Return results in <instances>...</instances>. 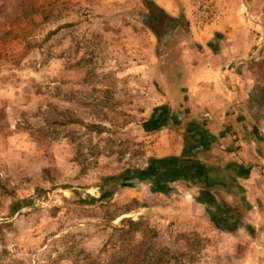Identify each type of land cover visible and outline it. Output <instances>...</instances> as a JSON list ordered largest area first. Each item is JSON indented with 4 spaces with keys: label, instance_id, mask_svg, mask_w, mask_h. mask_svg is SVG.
<instances>
[{
    "label": "rangeland",
    "instance_id": "obj_1",
    "mask_svg": "<svg viewBox=\"0 0 264 264\" xmlns=\"http://www.w3.org/2000/svg\"><path fill=\"white\" fill-rule=\"evenodd\" d=\"M128 1L110 24L76 27L71 19L88 17L89 0H0V264H253L260 256L251 226L186 236L154 216L169 203L135 179L153 138L132 100L149 94L154 41L134 21L142 1ZM135 35L139 44L128 40ZM263 55L264 44L246 64L250 90L264 92ZM260 97L243 104L256 124ZM112 229L121 232L103 260Z\"/></svg>",
    "mask_w": 264,
    "mask_h": 264
},
{
    "label": "crops",
    "instance_id": "obj_2",
    "mask_svg": "<svg viewBox=\"0 0 264 264\" xmlns=\"http://www.w3.org/2000/svg\"><path fill=\"white\" fill-rule=\"evenodd\" d=\"M108 1L99 6L89 0L88 17L77 15L71 25L110 24L130 2L111 3L112 15L104 12ZM152 1L173 19L174 29L163 40L134 18L154 41L149 94L132 98L142 111L141 131L153 138L150 163L136 169L135 179L151 197L169 203L154 216L172 219L186 236L236 235L251 226L262 241L253 264H264V118L256 124L243 107L250 91L246 64L264 44V2L255 8L254 0H216L220 18L196 27L190 0ZM212 217L231 220L230 229Z\"/></svg>",
    "mask_w": 264,
    "mask_h": 264
},
{
    "label": "trees",
    "instance_id": "obj_3",
    "mask_svg": "<svg viewBox=\"0 0 264 264\" xmlns=\"http://www.w3.org/2000/svg\"><path fill=\"white\" fill-rule=\"evenodd\" d=\"M143 3V6L145 8V12H141L139 13V19L141 20V22L144 24V26L150 31L153 32L155 34L160 35L161 39L165 40V35L166 34H171L173 33V29L174 26L172 24V18L168 15H166L164 13V11L158 7L152 0H141ZM182 28V27H181ZM182 32V31H181ZM259 62H262V66H261V72L263 71L264 74V55L262 57L259 58ZM260 72V73H261ZM264 93L263 89L259 86L257 89L254 90H250L248 93V96L246 98V100L249 102V104H253L254 101H259L261 100V94ZM112 177H109V179ZM103 180H107V178H104ZM121 214V213H120ZM119 214V215H120ZM212 220H214L215 222H218V224H222L223 225V229H227L229 230V226L226 225L228 222H230L231 220L226 219V218H218V217H212ZM129 227H134L137 225L136 221L133 220H129L127 222V224ZM118 231V232H117ZM111 230V233L109 234V238L105 240L104 244L102 245V253H106L107 251L110 250L111 247H113L116 243L115 241V235L116 233L121 232L120 230ZM64 239V238H62ZM68 252L71 251V249L68 247ZM93 255V254H91ZM106 254L105 257L103 258V260L106 259ZM66 258H68V256H65ZM63 258V257H60ZM150 264H154V263H150Z\"/></svg>",
    "mask_w": 264,
    "mask_h": 264
},
{
    "label": "built area",
    "instance_id": "obj_4",
    "mask_svg": "<svg viewBox=\"0 0 264 264\" xmlns=\"http://www.w3.org/2000/svg\"><path fill=\"white\" fill-rule=\"evenodd\" d=\"M190 11L196 27L210 23L221 16L216 0H190Z\"/></svg>",
    "mask_w": 264,
    "mask_h": 264
}]
</instances>
